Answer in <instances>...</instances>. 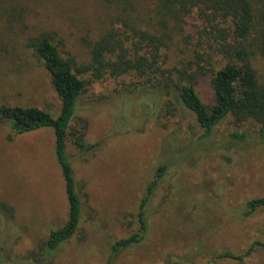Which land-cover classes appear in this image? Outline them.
I'll return each instance as SVG.
<instances>
[{
  "label": "rangeland",
  "instance_id": "1",
  "mask_svg": "<svg viewBox=\"0 0 264 264\" xmlns=\"http://www.w3.org/2000/svg\"><path fill=\"white\" fill-rule=\"evenodd\" d=\"M114 9L113 0H2L0 106H37L58 115L61 99L28 39L55 32L64 57L89 64ZM195 31L190 25L191 41L175 38L166 49L169 65L191 56ZM263 60L255 62L261 75ZM81 77L87 84L76 116L88 121L85 138L94 147H68L82 203L79 227L47 249L50 232L69 218L54 130L17 135L0 121V264H264V205L246 215L250 200L264 198L258 126L237 127L229 117L204 136L190 110L169 105L170 96L142 78ZM197 90L213 103L209 88L199 83ZM235 131L245 138L232 137ZM161 164L167 168L145 207V238L115 252L118 240L139 230L140 205ZM253 245L243 259L217 257Z\"/></svg>",
  "mask_w": 264,
  "mask_h": 264
},
{
  "label": "trees",
  "instance_id": "2",
  "mask_svg": "<svg viewBox=\"0 0 264 264\" xmlns=\"http://www.w3.org/2000/svg\"><path fill=\"white\" fill-rule=\"evenodd\" d=\"M113 5V24L91 46L89 64L64 57L55 42V32L28 39L27 46L43 60L61 99L58 115L37 106H0V121H8L14 134L45 127L54 130L55 154L65 181L69 218L50 232L45 242L48 250H55L70 239L81 220L82 203L68 152L69 143L81 151L94 147L85 138L88 121L76 116L79 97L87 84L81 74L92 73L97 79L108 74L144 79L159 93L170 96L169 105L190 110L204 136L211 135L231 117L237 127L255 123L264 139V73L261 75L255 65L257 60L264 59V0H113ZM190 25L196 26L198 44L187 60L169 65L166 49L171 48L175 38L190 42ZM221 61L225 63L217 67ZM199 83L212 91L213 103L201 98ZM232 137L244 139L245 132L235 131ZM166 168V164L157 168L141 202L139 230L118 240L113 246L115 252L145 238V207ZM248 205L246 215L264 205V198L252 199ZM254 246L244 253L224 252L217 257L240 260L251 255Z\"/></svg>",
  "mask_w": 264,
  "mask_h": 264
}]
</instances>
